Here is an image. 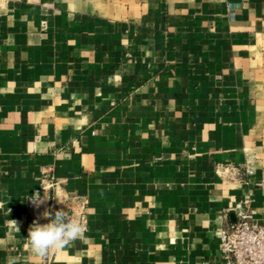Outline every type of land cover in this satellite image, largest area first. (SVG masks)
<instances>
[{"label":"crops","instance_id":"crops-1","mask_svg":"<svg viewBox=\"0 0 264 264\" xmlns=\"http://www.w3.org/2000/svg\"><path fill=\"white\" fill-rule=\"evenodd\" d=\"M246 199L264 224V0H0V264H224ZM46 210L85 224L41 260Z\"/></svg>","mask_w":264,"mask_h":264},{"label":"built area","instance_id":"built-area-1","mask_svg":"<svg viewBox=\"0 0 264 264\" xmlns=\"http://www.w3.org/2000/svg\"><path fill=\"white\" fill-rule=\"evenodd\" d=\"M234 211L236 220L219 232L224 264H264V224L254 220L251 200L246 199Z\"/></svg>","mask_w":264,"mask_h":264},{"label":"clouds","instance_id":"clouds-1","mask_svg":"<svg viewBox=\"0 0 264 264\" xmlns=\"http://www.w3.org/2000/svg\"><path fill=\"white\" fill-rule=\"evenodd\" d=\"M30 199L33 201L40 200L38 194H34ZM8 201H11L10 196ZM58 202L63 203L59 200ZM0 206H2V202H0ZM42 215L49 222L40 224L38 221H33L25 238L32 256L43 260L51 251L65 248L70 242L82 238L83 225L78 220L73 219L68 211L57 210L53 215L52 212L46 210ZM11 223L19 231L17 222L13 220ZM7 264H17V262L15 258L9 257Z\"/></svg>","mask_w":264,"mask_h":264}]
</instances>
